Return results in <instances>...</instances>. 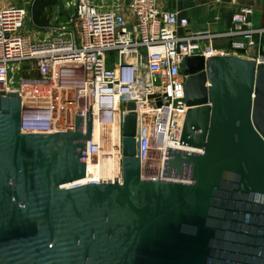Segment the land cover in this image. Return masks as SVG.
<instances>
[{
	"label": "water",
	"instance_id": "95a60500",
	"mask_svg": "<svg viewBox=\"0 0 264 264\" xmlns=\"http://www.w3.org/2000/svg\"><path fill=\"white\" fill-rule=\"evenodd\" d=\"M182 71L183 150L167 148L157 180L142 178L135 103L122 183L73 187L87 173L91 107L66 132L25 135L31 109L0 93V264H264V64L222 53Z\"/></svg>",
	"mask_w": 264,
	"mask_h": 264
},
{
	"label": "built area",
	"instance_id": "2783aa9c",
	"mask_svg": "<svg viewBox=\"0 0 264 264\" xmlns=\"http://www.w3.org/2000/svg\"><path fill=\"white\" fill-rule=\"evenodd\" d=\"M229 1L231 28L186 33L188 18L177 11L160 9L158 0H71L66 6L72 9L71 23L60 25L55 35L42 40L23 32L30 6L1 8L0 93H18L23 106L31 109L22 114L21 134L66 132L74 128V116L85 118L91 107L93 129L86 142L87 173L72 186L122 183V167L102 177L105 179L89 177L88 168L89 164L98 165L104 153L122 165L124 117L130 113L126 105L133 102L135 113L144 111L142 178L159 179L167 148L183 150L180 138L188 111L182 89L187 79L182 71L184 61L193 56L207 59L229 53L264 64V26L255 24L252 6ZM216 40H226L227 45L218 47ZM251 47L256 49L254 57L248 55ZM23 65L29 66L28 74L37 71L40 77L24 75ZM17 73H22L18 82ZM54 80V97L43 98L45 104L42 100L35 104L23 101L29 88L34 91L35 84L51 87ZM61 87L65 96L57 93ZM60 118L62 129L57 130L55 121ZM96 118L112 129L105 138L113 148H105L104 138L95 136Z\"/></svg>",
	"mask_w": 264,
	"mask_h": 264
},
{
	"label": "crops",
	"instance_id": "0c3cea01",
	"mask_svg": "<svg viewBox=\"0 0 264 264\" xmlns=\"http://www.w3.org/2000/svg\"><path fill=\"white\" fill-rule=\"evenodd\" d=\"M240 5L252 6L254 22L264 26V0H239ZM159 8L168 11H177L180 16L188 18L189 26L186 33L196 31L223 32L228 29L227 20L231 12L229 0L217 3L216 0H158ZM5 6V5H4ZM218 47H225L226 40H216Z\"/></svg>",
	"mask_w": 264,
	"mask_h": 264
},
{
	"label": "rangeland",
	"instance_id": "374dc122",
	"mask_svg": "<svg viewBox=\"0 0 264 264\" xmlns=\"http://www.w3.org/2000/svg\"><path fill=\"white\" fill-rule=\"evenodd\" d=\"M70 1L71 0H45L44 2L38 0H0V9L4 7H31L36 4V21L38 22V25L33 23V13L30 9V15L26 20L23 32L31 35L37 40H42L55 35V31L60 25L71 23L70 14L72 9L66 7ZM234 55L240 57V54ZM24 65L23 69L26 70V72H23V74L25 75L29 73V66ZM20 75L22 76V73H17L15 77L17 82ZM28 77L39 78L40 76L37 71H31V73L28 74Z\"/></svg>",
	"mask_w": 264,
	"mask_h": 264
},
{
	"label": "bare ground",
	"instance_id": "6f19581e",
	"mask_svg": "<svg viewBox=\"0 0 264 264\" xmlns=\"http://www.w3.org/2000/svg\"><path fill=\"white\" fill-rule=\"evenodd\" d=\"M52 83L53 85L51 87L47 85L40 86L39 84H35L34 89H33L34 91H32L31 88H29L26 91V94L23 96V99H24L23 101L25 103H33V104H35L36 102L42 103L43 101V104H45V101L43 100V98L50 99V97H54V86H55L56 80H54ZM60 89L61 90H59L57 93L61 94V96H65L66 93L62 91L63 88L61 87ZM37 99H40V100H37ZM57 107H58V104H57ZM93 111L94 113L97 112L96 109H94ZM61 119L62 118L56 119L55 121L56 122L55 128L57 130L62 129L59 127L60 126L59 120ZM94 130H95V136L99 135L104 138L103 145L105 146V148L110 147V146L111 148H113V144L111 142L109 143V140L105 138L106 134L113 132L111 128H109L106 125H101L96 118L95 123H94ZM121 167L122 165L119 163L118 159L114 160V158L113 159L109 158L104 153L100 157L98 165L89 164L88 170H89V174H91L89 177H95L94 179H105L102 177H106L108 174L112 173V171L114 172H117L118 170L120 171ZM85 182L86 181H83V183ZM70 186L71 185H68L67 187H70Z\"/></svg>",
	"mask_w": 264,
	"mask_h": 264
},
{
	"label": "trees",
	"instance_id": "16d2710c",
	"mask_svg": "<svg viewBox=\"0 0 264 264\" xmlns=\"http://www.w3.org/2000/svg\"><path fill=\"white\" fill-rule=\"evenodd\" d=\"M38 1L44 2L45 0H38ZM42 5H44V4H42ZM34 6H31L30 9L32 10V13H33V23L38 25V22L36 21V18H37V16H36L37 15L36 4ZM263 46H264V44H263ZM263 46H262V48H263ZM261 54L264 55V52L262 51V49H261Z\"/></svg>",
	"mask_w": 264,
	"mask_h": 264
}]
</instances>
